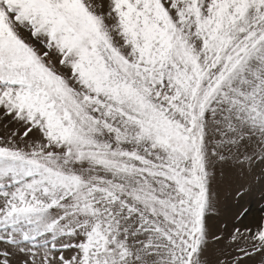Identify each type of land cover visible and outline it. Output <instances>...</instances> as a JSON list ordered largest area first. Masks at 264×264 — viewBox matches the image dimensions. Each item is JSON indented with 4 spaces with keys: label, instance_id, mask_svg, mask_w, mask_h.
Masks as SVG:
<instances>
[{
    "label": "snow or ice",
    "instance_id": "obj_1",
    "mask_svg": "<svg viewBox=\"0 0 264 264\" xmlns=\"http://www.w3.org/2000/svg\"><path fill=\"white\" fill-rule=\"evenodd\" d=\"M0 127V264H264V0H0Z\"/></svg>",
    "mask_w": 264,
    "mask_h": 264
},
{
    "label": "rangeland",
    "instance_id": "obj_2",
    "mask_svg": "<svg viewBox=\"0 0 264 264\" xmlns=\"http://www.w3.org/2000/svg\"><path fill=\"white\" fill-rule=\"evenodd\" d=\"M0 135H7L4 127H0ZM214 172L216 180L213 187L217 204L210 220L214 230L219 231L224 224L231 228L235 217L245 210L247 213L239 221L240 224L259 222L264 215V163L256 161L254 167L227 171L218 167ZM241 190L243 193L239 197Z\"/></svg>",
    "mask_w": 264,
    "mask_h": 264
}]
</instances>
